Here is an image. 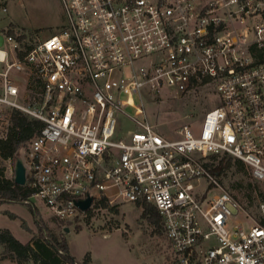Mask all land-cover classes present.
I'll list each match as a JSON object with an SVG mask.
<instances>
[{"label": "built area", "instance_id": "1", "mask_svg": "<svg viewBox=\"0 0 264 264\" xmlns=\"http://www.w3.org/2000/svg\"><path fill=\"white\" fill-rule=\"evenodd\" d=\"M60 1L55 33L0 32V137L9 109L44 123L22 155L26 201L67 224L101 200L151 203L178 264H264V200L248 212L207 166L230 154L264 185V0ZM25 71L41 85L35 107L20 101ZM204 85L218 102L196 129L170 139L149 124L147 95Z\"/></svg>", "mask_w": 264, "mask_h": 264}, {"label": "rangeland", "instance_id": "2", "mask_svg": "<svg viewBox=\"0 0 264 264\" xmlns=\"http://www.w3.org/2000/svg\"><path fill=\"white\" fill-rule=\"evenodd\" d=\"M66 23L60 0H0V32L5 35L10 31L18 32L20 36L25 33L26 37L22 36L33 44L38 38L43 39L55 33ZM17 82L21 87L20 101L32 107L38 106L41 98L40 83L30 77L27 71L18 74ZM143 100L149 124L166 138L178 139L185 125L197 128L204 113L217 105L218 97L213 87L204 85L185 93L165 90L163 96L147 95ZM135 101L141 105L138 98ZM126 111L135 115L133 107H126ZM138 117L143 119L144 115ZM119 123L122 129L134 128L133 123L124 117H121ZM2 126H6L5 120ZM27 147H22L18 155H23ZM15 159L2 161L6 177L12 179ZM211 161L212 158H209L207 162ZM217 176L223 188L235 195L245 210L258 215L257 204L260 198L257 197V191L254 192V202L250 204L245 197V187L257 184L262 190L263 184L252 178L247 167L244 172L239 166L233 165ZM234 185L239 187L235 188ZM142 211L143 207L134 202L101 205L91 211L86 219L67 224L48 212L41 200L32 198L29 202L1 203L0 228H9L19 240L29 242L40 234L41 225L43 234L53 233L68 241L78 264H84L85 260H88V264H178L165 234L163 221L160 226L151 225L142 217ZM66 227L70 231H66ZM78 227L79 231L76 230ZM1 246L6 260L4 264H18L2 243Z\"/></svg>", "mask_w": 264, "mask_h": 264}, {"label": "trees", "instance_id": "3", "mask_svg": "<svg viewBox=\"0 0 264 264\" xmlns=\"http://www.w3.org/2000/svg\"><path fill=\"white\" fill-rule=\"evenodd\" d=\"M19 38L22 39L23 37ZM7 116L9 121L7 135L3 138L0 137V204L3 202L23 201L32 194L33 190L27 185L17 184L12 178L6 177L2 161L14 159L22 147L29 145V141L44 124L42 120L34 118L17 108L7 111ZM209 158H212V161L210 163L207 162V166L213 172L224 173L233 165L239 166L244 172L246 170L245 164L230 154L222 156L211 155ZM233 187L237 188L239 186L234 185ZM245 188L247 190L245 197L250 204L256 198L254 197V192L256 191L257 197L261 201L264 200V185L262 190L257 184L256 186L249 184ZM101 205L107 206V202L101 200L97 206ZM141 206L143 207L142 217L147 219L151 225L160 226L162 217L157 208L151 203H143ZM111 209L114 208L111 207ZM33 213L35 212L33 211ZM43 230V227L39 225L40 234L34 236L29 242H22L15 237L9 228H0V243L3 244L6 251L11 253L14 261L18 264H26L28 262H32V264H78L65 238H60L53 233L49 235L43 234ZM76 230L79 231V227ZM83 262L88 264V260Z\"/></svg>", "mask_w": 264, "mask_h": 264}, {"label": "water", "instance_id": "4", "mask_svg": "<svg viewBox=\"0 0 264 264\" xmlns=\"http://www.w3.org/2000/svg\"><path fill=\"white\" fill-rule=\"evenodd\" d=\"M15 165H14V177L13 180L20 185H25L27 180V167L24 163L22 155H17L15 157ZM92 198L89 196L86 199H80L77 204L83 210H86L91 204ZM66 231H70L69 227L65 228Z\"/></svg>", "mask_w": 264, "mask_h": 264}, {"label": "crops", "instance_id": "5", "mask_svg": "<svg viewBox=\"0 0 264 264\" xmlns=\"http://www.w3.org/2000/svg\"><path fill=\"white\" fill-rule=\"evenodd\" d=\"M10 230H11V229H10ZM5 261H6V260L4 259V260H3V264H4Z\"/></svg>", "mask_w": 264, "mask_h": 264}]
</instances>
